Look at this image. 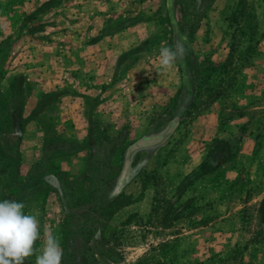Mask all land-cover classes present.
I'll return each mask as SVG.
<instances>
[{"label":"rangeland","instance_id":"1","mask_svg":"<svg viewBox=\"0 0 264 264\" xmlns=\"http://www.w3.org/2000/svg\"><path fill=\"white\" fill-rule=\"evenodd\" d=\"M149 2L151 9L143 8L144 0H123L131 15L120 25L125 28L133 19L151 18L150 38L145 41L149 53L137 55L139 48H130L102 61L114 65L120 97L150 93L156 101L165 97L172 101L183 96L185 110L175 113L169 104L144 120L121 114L122 128L113 135L97 124L104 135L91 137V161L82 167L79 160L58 164L59 172L43 162L28 169L18 163L16 171L13 160L4 168L11 157L7 153L19 152L16 122L4 118L18 105L12 77L21 72L31 81L35 74L25 67L30 55L22 47L9 49L7 65L4 60L0 65V95L8 101L0 105V201L15 200L19 184L28 180V185L36 184L38 178L54 175L64 203L45 184L33 197L28 196L31 189L25 190L26 197L19 202L40 222L36 254L51 232L63 249L61 264H264V0ZM234 10L237 18L230 23ZM43 16L37 17L34 27L58 13ZM19 27L9 21L10 47L22 35ZM57 29L56 33L61 31ZM179 41H186L188 54L162 71L160 48ZM32 59L37 62L41 57ZM71 61V56L64 59L65 70L56 78L64 88ZM64 88L54 96H68ZM44 94L51 100L53 94ZM65 118L56 125L63 127ZM43 126L54 129L49 120ZM68 137L79 141L81 136ZM145 139L156 143L132 151L131 146ZM145 192L152 195L150 208L142 204L120 221L113 220L117 212L108 214L113 195L133 204ZM25 264H35V255Z\"/></svg>","mask_w":264,"mask_h":264},{"label":"crops","instance_id":"2","mask_svg":"<svg viewBox=\"0 0 264 264\" xmlns=\"http://www.w3.org/2000/svg\"><path fill=\"white\" fill-rule=\"evenodd\" d=\"M114 1L117 3H113ZM147 4H150L149 0H144L143 8L148 6ZM158 6L160 5L156 7ZM147 8L152 7L149 5ZM37 10L41 11L40 17L47 13L42 19L54 12H57L58 16L47 19L45 23L41 20L39 22L43 25L40 28L34 27V21L31 19ZM130 15L127 3H123V0H0V53L5 54V66L8 62L7 51L9 49L11 51L14 47H22L21 51L23 50L24 54L28 53L31 61L26 62L25 67L35 73L31 81L26 80L21 72L14 75L13 91L16 99H20L21 106L13 116L17 120L27 118L28 121L19 131L20 168H31L41 159L52 155H57L52 159L54 164L65 166L71 161L79 160L77 164L82 167L84 158L93 145L89 138L94 134L91 130V120H95L99 125L104 124L107 134L113 135L122 128L121 114L123 117L130 116L144 120L154 112L162 110L160 112L162 113L169 104L175 109V113L185 110L187 102L183 96L176 101L173 99L171 101L168 97L156 101L150 93L139 95L137 98L119 96L120 82L113 74L114 65L111 67L105 64L102 61L103 57L109 54L122 55V52L130 48H139L137 55L149 53L145 41L150 38L148 28L152 23L151 18L144 17L140 21L133 19L130 26L121 28L122 23L129 22ZM9 21L17 27L23 24L27 27L13 46L7 49ZM47 22L50 24L46 26ZM57 28L61 30L58 33L54 31L58 30ZM38 36L42 39L35 40ZM57 40H63L64 43L55 42ZM75 54L82 59L76 58ZM34 55L41 59L34 61L32 59ZM68 56H71L72 60L67 65L70 79L64 83V85L68 84L64 88L56 78L62 76V71L65 70L62 62L68 59ZM104 69L110 74L105 76ZM132 69L133 67L130 70ZM44 76L47 82H44ZM158 81L155 83L160 84L161 82ZM62 88L66 90L64 93L69 94L62 97L63 99H58L54 94L61 93ZM44 93L53 94H50L51 100L47 101ZM55 105L58 108L51 113L50 109L55 108ZM64 117L66 124L63 127L57 126V121ZM49 119L54 124V129L51 131L43 126ZM78 124H81V127ZM66 130L69 133H66ZM51 135L62 136L63 140L52 139L53 141L49 142L46 137ZM68 136L81 137L78 141L68 139ZM28 153L29 160L26 159ZM151 196L150 193L145 192L139 202L121 208L114 215L113 220L120 221L135 210L137 212L142 204L143 208H150ZM259 258L257 257L258 260Z\"/></svg>","mask_w":264,"mask_h":264},{"label":"clouds","instance_id":"3","mask_svg":"<svg viewBox=\"0 0 264 264\" xmlns=\"http://www.w3.org/2000/svg\"><path fill=\"white\" fill-rule=\"evenodd\" d=\"M188 54L186 41L159 50L162 71L171 69ZM25 204L16 200L0 201V264H25L35 255V264H61L63 249L51 232L44 238L36 254V242L41 239L40 222L36 215L26 214Z\"/></svg>","mask_w":264,"mask_h":264},{"label":"trees","instance_id":"4","mask_svg":"<svg viewBox=\"0 0 264 264\" xmlns=\"http://www.w3.org/2000/svg\"><path fill=\"white\" fill-rule=\"evenodd\" d=\"M40 12L41 11H39V10H37L33 15V17H32V19L31 20H33V21H36L37 20V17L39 16L40 17ZM237 11L236 10H234L231 14H230V16H229V18H228V20L227 21H229L230 23L231 22H234L235 21V19L237 18V13H236ZM39 24H41V23H39ZM25 26H26V24H23V25H21L19 28V30H21L22 28V30H21V32L24 30V28H25ZM42 26V24L40 25V26H38V28H40ZM36 27V26H35ZM39 30V29H38ZM29 31V30H28ZM17 39V38H16ZM6 44H7V49H9L10 48V46H9V42H8V40L6 41ZM5 59V54L3 55L2 54V52L0 53V65H2V61ZM2 76V75H1ZM14 80H15V77H12V83H13V86H12V95H13V98H14V100H15V94H14V91H13V89H14ZM1 96V95H0ZM178 96V95H177ZM176 99H177V97H175V99H173V101H176ZM19 100L20 99H18V105H17V107L13 110V112H12V110H11V112L10 113H7V114H5V119L6 120H9L10 122H11V119L13 118V122L15 121L16 123V127L18 128V130H17V132H18V135H19V137L16 139V141H17V143L19 142V144H20V129L21 128H23V126H25V124L28 122L27 121V118H24V119H22V120H17L13 115H14V113H15V111L17 110V108H19V106H21V103H19ZM44 100V99H43ZM1 102H0V105H2V104H5V103H7L8 101H7V99H6V97L5 96H1V100H0ZM10 115H11V118H10ZM189 115V111H187L186 112V116H188ZM48 121V120H47ZM49 122H51V120L49 119ZM172 127V125H170V127L167 129V130H169L170 128ZM91 130L93 131V135H91V137H93L94 136V139L96 140V136H100V135H104V133H101V132H99L98 131V125H97V122L95 121V120H91ZM106 134H107V132H106ZM53 135H51V136H48V137H46L47 138V140L49 141V142H52L53 140L52 139H54L53 137H52ZM91 137H89L90 139H91V142H92V144L94 143V141H93V139L91 138ZM106 139V138H105ZM52 140V141H51ZM148 140V139H147ZM146 139L145 140H143L144 142H145V146H147L148 145V141H149V143H151V144H154V143H156V141L154 140V139H152V140H148L147 141ZM19 144H17V147L19 146ZM145 146H140V145H138L137 143L136 144H134L133 146H131V148H132V151H135V150H137V149H140L141 147H145ZM91 147V146H90ZM79 149L80 148H82V147H78ZM7 149H9V148H7ZM10 150V149H9ZM130 150V149H129ZM128 150V151H129ZM89 154H91V148H90V151H88V153H87V156L84 158V165L83 166H85V164L87 163V162H90L91 161V156L89 155ZM13 157L14 159H11V157ZM7 157H10V158H8L7 159V161H6V164H5V167L4 168H7L8 166H9V163H11V161H13L14 160V165H13V168L16 170V171H18V169H19V165H18V163L20 164V154H19V152H18V149H16V151H15V153L12 155L11 153H7ZM57 157V155L56 156H54V155H52V156H49V157H45L43 160L41 159V161H39L38 163H36V164H34L33 166L35 167L37 164H39L40 162H43V164L44 165H46V166H50L49 168H53V169H57V171L59 172V166L58 165H56V164H54V163H52V159H55ZM82 173H84V171L82 172ZM80 176H83V174H80ZM84 178V177H83ZM28 180V179H27ZM27 182L29 183V180L28 181H26L25 182V184L23 183V184H19V186H18V189H16L17 190V197H15V200L17 199L18 201H20V200H22L24 197H26L25 195H24V191L26 190H29V189H31L32 190V192L28 195L29 197H33V196H35V195H37V194H39V193H41V192H43V191H41V189H40V187H39V185H41V184H45V185H48V187H51V189L53 190V192L55 193V194H57V196L59 197V200H60V202H61V204L62 203H64L63 202V196H62V193H60L59 191H60V189H59V184H58V180L54 177V175H48V176H46V177H44V178H38L36 181H35V183L36 184H31V185H28L27 184ZM27 184V185H26ZM44 190V189H43ZM141 190H144L143 188H141ZM21 192V193H20ZM46 192V191H45ZM32 195V196H31ZM122 198V199H121ZM123 200V201H122ZM152 201H153V204H154V202L156 201V199L155 198H153L152 199ZM130 204V201L129 200H126L125 198L123 199V197H120V195L119 194H117V195H113V197H111V200H110V202H109V205H108V207H110V208H112V210L111 211H108V214H110V215H114L116 212H118L121 208H123V207H126V206H128Z\"/></svg>","mask_w":264,"mask_h":264},{"label":"water","instance_id":"5","mask_svg":"<svg viewBox=\"0 0 264 264\" xmlns=\"http://www.w3.org/2000/svg\"><path fill=\"white\" fill-rule=\"evenodd\" d=\"M148 143H149V142H148ZM137 144L140 145V146H144V145H145V142H144V141H140V142H138Z\"/></svg>","mask_w":264,"mask_h":264}]
</instances>
